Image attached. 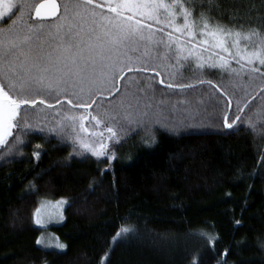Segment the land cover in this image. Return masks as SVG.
Segmentation results:
<instances>
[{"label":"trees","instance_id":"trees-1","mask_svg":"<svg viewBox=\"0 0 264 264\" xmlns=\"http://www.w3.org/2000/svg\"><path fill=\"white\" fill-rule=\"evenodd\" d=\"M38 1L14 2L12 13L0 17V30L15 21L40 29L41 40L50 39L69 0H58L61 12L53 20L32 17ZM196 3L205 5L197 18L210 7L214 21L264 34V0ZM143 51L141 46L139 56ZM165 52L162 46L151 48L149 57L132 65H146L147 71L125 69L106 85L103 99L94 97L89 111L104 123L96 126L89 118L83 122L86 132L77 125L88 143L98 141L93 133H104L107 155L82 151L70 128L49 131L59 114L87 115L70 111L64 97L57 105L55 93L44 92L33 97L36 104L21 106L17 127L0 146V264H264V121L255 130L246 123L264 108L257 94L264 81L257 78L245 98L234 85L248 78L234 61L231 68L240 77L221 68L201 72L187 67L195 60L177 64L174 52ZM67 99L76 102L71 95ZM238 100L242 107L251 101L241 113L245 122L226 129L224 117L235 118ZM126 112L140 122L130 124ZM108 126L117 139H108ZM60 197L67 201L64 221L50 229L65 248L46 249L37 244L43 228L33 224V212L42 198ZM123 227L134 231L117 237Z\"/></svg>","mask_w":264,"mask_h":264},{"label":"snow or ice","instance_id":"snow-or-ice-1","mask_svg":"<svg viewBox=\"0 0 264 264\" xmlns=\"http://www.w3.org/2000/svg\"><path fill=\"white\" fill-rule=\"evenodd\" d=\"M211 4L212 0H209ZM105 5L107 12L103 11ZM0 6L3 7L0 17L12 13L14 7L11 0H0ZM25 6L21 5L22 8ZM46 6L50 7V14L55 15L58 7L55 0H45V3L37 5L35 15L40 17L41 9ZM198 8H205V5L197 4L196 0H104L103 5L96 3V0H69L64 6L65 23L57 25L55 36L50 37L54 43L40 40L30 26L26 32L9 33L0 39V146L8 143L7 138L12 135V129L17 127L14 122L17 121L21 106L36 104L33 97L47 92L50 95L55 93L57 105L61 104V97H64L71 106L70 111L82 109L87 113L79 116L59 114L61 119L49 131L59 134L70 128V138L82 151L96 157L107 155L108 145L104 142V133H93L99 139L96 143H88L77 132V125L81 132H86L85 120L90 118V122L94 121L96 126L104 123L92 115L89 109L97 103L94 97L103 99L101 92L106 85L114 82L125 69L130 73L147 71L146 65H141L139 69L132 66V54L138 52L141 46L144 51L141 56L135 57L136 61L149 57L151 48L162 46L166 50L165 56L174 52L177 64L193 59L198 70L221 68L230 70L236 77L244 72L248 82L241 79L234 86L240 87L247 98L250 95L248 89L255 80L260 78L264 81V34L257 30L243 32L214 21L210 7L207 11H200L197 18L194 14ZM180 20L182 23L178 22ZM158 33L160 39L156 38ZM198 52H208L212 62L205 60ZM233 61L241 72L231 68ZM4 81L7 82V88L16 93L15 97L5 90ZM198 83L212 85L211 81L200 80ZM195 86L168 85L169 88L180 89ZM107 90L112 94V88ZM116 92L119 94L118 89ZM257 94L264 99V83L259 86ZM69 95L76 102L67 99ZM250 102L244 103L242 107L241 101H236L235 118L225 116L224 128L233 129L244 123L241 113ZM227 103L230 106L231 100ZM48 107L54 108V105L49 104ZM256 117L255 121L251 117L246 121L253 130L258 121H264V108L257 111ZM124 119L130 124L140 122L130 112L125 113ZM106 132L108 139H117L113 127H106ZM16 141L23 143L19 137H16ZM34 155L39 157L40 153ZM110 158H115L114 153ZM35 214L36 223H41L40 209H36ZM133 231L123 227L117 237ZM193 264L198 262L194 260Z\"/></svg>","mask_w":264,"mask_h":264},{"label":"rangeland","instance_id":"rangeland-1","mask_svg":"<svg viewBox=\"0 0 264 264\" xmlns=\"http://www.w3.org/2000/svg\"><path fill=\"white\" fill-rule=\"evenodd\" d=\"M11 2L14 4V2H18V0H11ZM0 10H3V7L0 6ZM98 11V9H97ZM100 11V10H99ZM98 11V12H99ZM62 20L58 22V24H62ZM181 21V20H180ZM56 26H52L51 29L49 30L48 37H54L56 33ZM7 25V27L1 29L0 31V39L5 38L9 33H18V32H26L27 29L24 27H21L19 25H16V23H11L10 26ZM35 33L40 37H42L43 32L40 29L34 30ZM45 40V39H44ZM50 43H54L51 39H48ZM198 55H202L205 60L208 62H212V60L209 58V53L204 52V53H197ZM134 57V63L136 64L139 61L135 60V57H138L139 54L138 52L132 54ZM218 62V60H217ZM189 68L197 69L196 68V63L193 64H188ZM203 70H201L202 72ZM199 77L201 75H198ZM62 202V203H61ZM67 204V201L65 198L60 197V198H42L41 201L39 202L38 206L36 209H40V215L39 219L41 220V223L37 224L36 223V209L33 212V224L39 228H43V231L40 233L37 241H40V243H37L39 246L46 248V249H56V250H62L65 248L64 243L60 240L58 235L50 229L51 226H56L60 225L64 221V209ZM61 245L63 247H61Z\"/></svg>","mask_w":264,"mask_h":264},{"label":"water","instance_id":"water-1","mask_svg":"<svg viewBox=\"0 0 264 264\" xmlns=\"http://www.w3.org/2000/svg\"><path fill=\"white\" fill-rule=\"evenodd\" d=\"M41 3H45V0H39L36 5L34 6L33 8V11H32V17L37 19V20H53L55 19L56 17L59 16L60 12H61V6H60V3L58 0H55V3L56 5L58 6L57 7V11L55 13V15H51L50 14V7L49 6H46L45 8L41 9V16L40 17H37L35 15V7Z\"/></svg>","mask_w":264,"mask_h":264},{"label":"flooded vegetation","instance_id":"flooded-vegetation-1","mask_svg":"<svg viewBox=\"0 0 264 264\" xmlns=\"http://www.w3.org/2000/svg\"><path fill=\"white\" fill-rule=\"evenodd\" d=\"M57 18V17H56Z\"/></svg>","mask_w":264,"mask_h":264}]
</instances>
